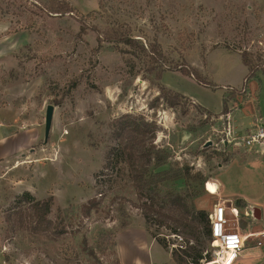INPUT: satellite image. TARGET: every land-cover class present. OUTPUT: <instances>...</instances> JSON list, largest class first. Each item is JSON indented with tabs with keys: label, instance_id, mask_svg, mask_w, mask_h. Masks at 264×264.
<instances>
[{
	"label": "rangeland",
	"instance_id": "rangeland-1",
	"mask_svg": "<svg viewBox=\"0 0 264 264\" xmlns=\"http://www.w3.org/2000/svg\"><path fill=\"white\" fill-rule=\"evenodd\" d=\"M126 36L147 49L156 44L155 72L139 49L123 44ZM159 71L187 97L173 109L157 101ZM0 108L41 132L33 153L0 162V264H121L119 235L128 256L143 259L146 232L165 240L172 255L193 233L175 234L163 218L145 217L128 166L109 159L118 144L114 125L124 116L158 125L155 144L166 159L158 170L180 175L160 185L162 196L178 192L209 214L222 202L238 208L240 199L250 205L239 207L242 213L264 207V156L256 159L226 136L230 124L241 143L264 123V0H0ZM164 110L173 114L166 126L158 117ZM217 181L220 196L210 194ZM93 200L98 206L86 214ZM49 201L40 218L33 204ZM241 220L245 234L264 230V214ZM235 264H264V245L250 240Z\"/></svg>",
	"mask_w": 264,
	"mask_h": 264
},
{
	"label": "trees",
	"instance_id": "trees-1",
	"mask_svg": "<svg viewBox=\"0 0 264 264\" xmlns=\"http://www.w3.org/2000/svg\"><path fill=\"white\" fill-rule=\"evenodd\" d=\"M121 40L124 45L139 49L147 59L148 72H155L160 59L156 44L150 45L147 49L144 43L133 37L126 36ZM243 63L250 71L254 69L252 61L245 56ZM173 71H178L199 84H204L197 73L185 67L176 66ZM162 78L163 72L159 71L156 79L162 81ZM159 92L157 101L163 100L170 109L180 105V101L187 100L186 96L165 86H160ZM223 112L224 114L228 113L225 99L223 100ZM114 129L113 135L118 144L110 150L109 159L114 158L113 160H119L128 166L129 176L142 202L141 206L145 211V217L149 219L150 216L156 215L163 218L165 226L173 229L175 234H178L177 230L180 228L193 233L192 235L185 233L187 241L182 248L179 246L172 249V259L175 264H201L203 261H211L212 255L206 253L207 244L212 242L209 213L190 206L186 197L178 192L170 191L162 196L159 191L161 184L178 178L180 175L170 170H158L166 163V159L160 155L155 144L158 125L142 118L124 116L114 125ZM25 199L32 200V197L30 194H26ZM51 204L50 201L38 202L33 204L32 209L35 210V214L43 218L41 212L43 211L44 215H47L50 212ZM88 204L91 207L86 209V214L90 213L91 208L98 206L97 201L94 200ZM237 206L246 207V203L240 199ZM153 237L162 248H169V244L165 240ZM201 237L207 239V244L200 242Z\"/></svg>",
	"mask_w": 264,
	"mask_h": 264
},
{
	"label": "built area",
	"instance_id": "built-area-1",
	"mask_svg": "<svg viewBox=\"0 0 264 264\" xmlns=\"http://www.w3.org/2000/svg\"><path fill=\"white\" fill-rule=\"evenodd\" d=\"M258 126L247 130L246 136L241 139V143H237V137L234 136V131L230 124L226 132L229 143L234 142L237 146H242L248 152L264 155V123L258 120ZM218 195V191L216 194ZM232 203L222 202L214 206L213 211L209 214L211 226L212 247L214 258L205 264H235L240 257V253L246 247L247 243L252 240L256 241V246L261 247L264 242L259 241V238L264 239V230L254 231L245 234L240 230V221L245 218H252V208L246 209L243 213L240 208H232ZM180 242L182 238L176 236ZM181 248L183 245H179ZM173 245V248L179 247Z\"/></svg>",
	"mask_w": 264,
	"mask_h": 264
},
{
	"label": "crops",
	"instance_id": "crops-1",
	"mask_svg": "<svg viewBox=\"0 0 264 264\" xmlns=\"http://www.w3.org/2000/svg\"><path fill=\"white\" fill-rule=\"evenodd\" d=\"M170 73V72H167ZM164 77L162 78L163 85L169 88V84L164 81ZM170 89V88H169ZM173 90V89H171ZM174 91V90H173ZM195 102V99L191 98ZM198 103V102H197ZM199 104V103H198ZM205 108V107H203ZM208 110L207 108H205ZM230 121L232 119V114H230ZM173 114L168 113L167 111L159 112L158 117H161L164 121V126H166L167 122H171ZM24 124V127L19 128L18 126ZM40 129L39 127H30L27 125V122H22L20 118L17 117V114L13 112L12 109H2L0 108V162H6L13 158L24 159L27 153H33L32 147L38 143L40 140ZM258 155V156H257ZM256 159L262 158L264 155L256 154ZM218 186V196L223 193L224 187L217 181ZM212 193V192H211ZM215 194V193H212ZM247 206H250L249 203L245 200ZM1 202V198H0ZM254 206H258L263 211V205H259L255 203ZM253 206V207H254ZM132 229L126 230V234L132 232ZM121 235L118 237V254L120 256L121 264H169L172 263V255L163 250V248L156 242L155 239H152L149 234L146 232V236L142 238L145 242V245L140 246L142 249H146V257L145 253L143 259L140 258L136 253L128 256V251L125 250ZM124 240V239H123ZM145 252V251H144ZM161 253H165L167 255V260H162Z\"/></svg>",
	"mask_w": 264,
	"mask_h": 264
},
{
	"label": "water",
	"instance_id": "water-1",
	"mask_svg": "<svg viewBox=\"0 0 264 264\" xmlns=\"http://www.w3.org/2000/svg\"><path fill=\"white\" fill-rule=\"evenodd\" d=\"M54 114H55V107L52 105L48 106L46 109V115H45V142L48 141L50 137V133L52 131ZM210 146H212V143L208 142L207 145H205V148H208ZM262 215L263 213L261 209L254 208V207L252 208V219L253 220H256V217L259 218V220H262ZM241 222L242 220L240 221V229L242 230L243 228L241 227Z\"/></svg>",
	"mask_w": 264,
	"mask_h": 264
},
{
	"label": "bare ground",
	"instance_id": "bare-ground-1",
	"mask_svg": "<svg viewBox=\"0 0 264 264\" xmlns=\"http://www.w3.org/2000/svg\"><path fill=\"white\" fill-rule=\"evenodd\" d=\"M215 182V181H214ZM209 184H210V182H209ZM210 187V186H209ZM211 187L213 188V189H217V191H218V186H217V184H215V183H212L211 182ZM207 191H208V184H207ZM217 191H216V193H217ZM209 192V191H208ZM210 193V192H209ZM213 193V192H212ZM212 193H210V194H212ZM215 193V194H216Z\"/></svg>",
	"mask_w": 264,
	"mask_h": 264
}]
</instances>
